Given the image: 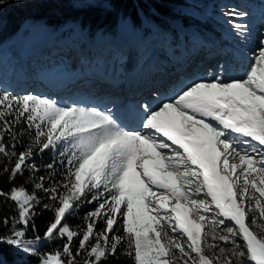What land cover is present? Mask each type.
<instances>
[{
  "label": "snow or ice",
  "instance_id": "6c2138e0",
  "mask_svg": "<svg viewBox=\"0 0 264 264\" xmlns=\"http://www.w3.org/2000/svg\"><path fill=\"white\" fill-rule=\"evenodd\" d=\"M104 2L115 6L122 0ZM4 6L0 0V28ZM223 15L243 43L248 26L232 21L246 14L230 10ZM139 17V12L125 13L123 21L135 30ZM227 72V63H220L210 76L206 72L183 83L155 107L139 105L135 129L119 125L110 110L0 89V154L12 160L10 168H3L9 179L37 170L33 146L17 153L14 145L9 150L3 143L4 134L16 139L13 128L21 120L35 129L33 144L40 151L67 137L74 141L63 191L35 185L56 202L44 205L53 219L43 237L25 239L37 196L22 186L0 190V198L16 206L14 216L0 220L7 228L0 232V264H5L4 245L17 254L39 256L38 264H77L76 257L85 252L83 264H102L118 254L132 264H264V35L242 74ZM236 159L239 163L230 162ZM94 189L87 202L95 206L86 214L84 229H72L63 221ZM258 220L260 232L253 231ZM56 236L66 238L62 249L39 254L35 245Z\"/></svg>",
  "mask_w": 264,
  "mask_h": 264
},
{
  "label": "trees",
  "instance_id": "16d2710c",
  "mask_svg": "<svg viewBox=\"0 0 264 264\" xmlns=\"http://www.w3.org/2000/svg\"><path fill=\"white\" fill-rule=\"evenodd\" d=\"M219 1L122 0L121 3L115 6H109L104 0H91V2L90 0H31V2L26 3H17L16 0H5V6L2 8L3 27L0 28V45L12 44L15 41L17 43L16 48L26 51L24 52L25 60L22 67L25 74L29 75V79L27 82L25 81L24 87H19L18 83L8 82L6 81L7 79L4 80L0 77V89L9 90L18 96L32 93L50 97L59 101L61 105L76 104L82 106L86 95L81 92L83 85L81 87L80 84L86 82L88 76H82L84 73L81 74V72L86 71L87 65H91L92 70L96 71L97 74L114 75L120 80L123 79L126 74L122 61L111 64L107 53L114 55L116 48L120 49L123 46L120 39L127 37V43L130 46L134 39H137L136 42L140 45L138 61L145 57L151 58L152 51L157 50L155 48L157 43L154 46L151 43L155 30L163 31L164 35L168 36L170 43L167 44L169 47L163 41L160 45L164 49L162 52L164 51L168 54L161 55L162 52H155L157 55L163 56L167 62V78L163 81L160 78L158 85L149 86L146 88L147 90H143L149 91L147 102L152 107H155L159 101L168 97L170 94L169 90L173 86L170 83L176 76L177 85H182L186 81L191 82L192 79L204 76L206 72L210 76L211 71L216 70L217 65L224 62L228 65V76L241 75L242 70L247 65V57L252 54L253 49L238 48L237 44L226 35L223 23L218 18L212 15L209 16L207 11L204 12V16L196 15L190 9L184 7L187 5L190 8H196V10L201 11L205 9L203 4L209 2V5L216 9L215 6ZM225 2H227V6L231 10L246 14L241 19L248 28H251V21L264 16V0H226ZM137 12L140 13V23L134 30L124 23L123 17L125 13L132 17ZM149 16L161 23L160 29L156 28L155 24L148 18ZM177 22L180 23V27L176 25ZM187 25H192L202 35V38L209 39L213 43L220 42L224 44L221 47H224L225 51H229L233 55L227 57L223 54L221 56L217 55L214 59L215 63L208 62L199 67L197 64L200 58L205 55L204 51H206L203 49V44L200 43L197 51L189 49L187 54V56L196 59V66H188L185 71L177 70L176 64L180 48L188 49L190 47V43L184 33ZM252 33V31L248 30L247 36H252ZM97 36L100 41L95 43L97 44L96 46L91 47L88 44H81L89 43L92 37L96 39ZM103 38L104 40L102 41H108L104 48L99 46V44L104 43L101 42ZM115 38L117 39L115 40ZM172 39L173 41L171 42ZM52 40H57V42L53 43ZM62 41L66 43L64 44ZM51 42L52 46L50 47L52 49L50 50L48 46ZM67 42H69L68 46H66ZM255 42L257 44V41ZM40 43L41 49L39 48L40 51H37L34 48ZM80 44L86 48L87 54L82 58L77 57L79 58L78 61L74 60L72 55L75 54ZM112 44L114 45L110 47ZM237 49H240V51H235ZM92 50L95 52H91ZM121 50L117 52L119 56L120 52H122ZM27 52L31 53L27 54ZM89 52L91 53L89 54ZM44 54L45 56H43ZM88 57L91 60L87 59ZM137 58L135 62H137ZM54 79L56 80L53 81ZM169 79L171 81L167 83ZM110 82L112 83L113 81L109 80L107 85L101 86L97 82V91L103 94L107 91L112 93L115 87H112ZM163 82L167 83L165 85L168 86L167 88L161 86ZM106 86L107 88H105ZM98 107L103 109L101 105ZM138 112L140 117L141 111L138 110ZM13 134H17L15 140L12 139V134H4L3 143L9 150H12L14 145V150L17 153L25 151L30 145L33 146L35 156L31 162L36 165L37 170L25 169L14 180L9 179V173L4 172L3 168L5 166L10 168L12 160L0 154V190L7 193L12 187L22 186L29 193H34L37 196L39 203L33 206L35 214L30 224L25 228V239H34L37 235L43 237L48 223L53 219V211L50 208L45 209L44 205H52L56 202L50 199L49 193H46L43 189L36 188L35 185L42 182L46 189H52L56 186L60 191H63L60 185L66 182V174L69 167L67 161L71 157V152L74 151L72 148L74 141L71 137H67V139L58 141L56 147L40 151V146L33 144L35 129H29L23 120L14 126ZM48 164H52L53 167L49 169L47 167ZM40 177L44 178L43 181L40 180ZM99 191L103 192V188ZM96 192L97 190L94 189L93 192L88 193L80 201L78 207L66 216L63 222L74 230L82 231L87 223L86 214L92 211L95 206V203H88L87 201L91 200ZM15 214L16 206L10 200L0 198V220L4 216L11 218ZM32 224L35 225V229L32 228ZM8 227H11V225H8ZM21 227L23 226L17 225V228ZM96 230L98 232L103 231V220L99 221ZM6 231L7 228L0 227V232ZM253 231H261L260 221L253 228ZM117 234L121 233L118 231ZM65 242L66 238L62 239L56 236L51 240L42 239L35 247L38 249L39 254L51 253L61 250ZM77 245L78 238H74L72 248L75 250ZM2 255L5 264H38L39 259V256L17 254L15 249L7 245L2 246ZM65 259L67 258L65 257ZM86 259H88L87 253H81V255L76 257V262L77 264H83ZM102 264H132V261L128 257L118 254L116 257H108L102 260Z\"/></svg>",
  "mask_w": 264,
  "mask_h": 264
},
{
  "label": "rangeland",
  "instance_id": "374dc122",
  "mask_svg": "<svg viewBox=\"0 0 264 264\" xmlns=\"http://www.w3.org/2000/svg\"><path fill=\"white\" fill-rule=\"evenodd\" d=\"M225 1L226 0H220L215 6L216 9H214L213 6L209 5V2H206L205 4H203L205 6V9L201 10V11L196 10V8H190L187 5L184 7H186L187 9H190L196 15H203L204 16L205 15L204 12L207 11V14L209 16L212 15L215 18H218V20L223 23V25L225 26L226 35L228 36L229 39H231L233 42H235L237 44L238 48L243 47V49L256 50L257 44H255L256 43L255 41L258 42L261 35L264 34V16L259 17L256 20L254 19L253 21L250 22L251 28H248V30L253 32L252 36H247L246 40H244V42L241 43L240 39H238L236 37L234 29H232L230 26L229 18L225 17L223 15L224 12L231 10L227 6V2H225ZM232 22L246 25L245 22L241 18H235ZM176 25L178 27L181 26L180 23H178V22L176 23ZM184 33L186 35V39L190 43V47L188 49L180 48V54L178 56L177 64H176L177 70L185 71L188 68V66H191V65L196 66V64H195L196 59L193 57L187 56V54H188L189 49H192V51H197L198 47L200 46L199 45L200 43L203 44V49L206 51H204L205 55L202 58L199 57L200 61L197 64L199 67H201L204 63H208V62L213 63L215 61L214 60L215 57L217 55L221 56L222 52L226 50V49H224V47H221V46H224V44H222L220 42L213 43L209 39L202 38V35L200 33H198V31H196V29H194V27H192V25H187L185 27ZM255 34H256V38H255ZM253 35H254V37H253ZM126 38L127 37H122V39H120V42L123 43V46L120 47V49L116 48V52L114 55L112 53H107V54H109L108 58H109V62L111 64H115L118 61H122L123 67L125 68V74H126L125 77L120 80L117 77H114V75L110 76V75L101 74V73L97 74L96 71L92 70L91 65H87V69L85 68L86 71L81 72V74L84 73V75H82V76H84V77L88 76V79L86 80V82L81 83L80 86L83 85L81 92H83L86 95V96L84 95L85 99H84V105H82L83 107H93V106L98 107L99 105H101L103 107V109H101L99 107L98 108L101 110H110L111 113L113 114V116L116 118L119 125L124 126L126 128H129V129H132V128L135 129L138 127V125L140 123L139 112H138V110H140V109L138 108V106L142 105L144 103L149 104V102H147L149 92L147 91V93L146 92L144 93L143 90L144 89L147 90L146 88L149 86H151V87L156 86V85H158V83H160V80L163 81L164 79L167 78V75H166L167 62L163 58V56H160L159 54L157 55L155 52H157V51L162 52V50H164L163 46L160 47L162 41L166 45L170 42L168 41V36L164 35L163 31L155 30L153 39L151 40V43L153 44V46L155 43H157V45L155 46V48L157 50L152 51L153 53L151 55V58L145 57V58H142V60L140 59L138 61L137 57H138L139 52H140V45L137 44V42H136L137 39H134L132 42V45L130 46V44L127 43L128 40ZM116 39L117 38H115V40ZM102 40H104V38L101 39V42H104V43L99 44V46L104 48L108 41H102ZM99 41H100V39L97 36L96 39H94V37H92L89 40V43H81V44L82 45L88 44V46L92 47V46H96L97 44H95V43H97ZM172 41H173V39L171 40V42ZM52 42L56 43L57 40H52ZM52 42L49 43V46L48 45L47 46L48 47L52 46ZM62 42L64 44L66 43L65 41H62ZM70 43H71V41H70ZM81 44L76 49L77 54L75 52V54L72 55V58L74 60L79 61V58L85 57V55L87 54L86 48H84ZM174 44H177V43H174ZM239 44H241V45H239ZM16 45H17V43L15 41L12 44H10V43H8L7 45L1 44L0 45V61L1 62H2V60L6 61L2 65V68H4V70L9 65L14 67V72H15V74H17V77H18L17 80L20 82V87H24L25 86L24 83H26L27 80L29 79L28 78L29 75L25 74L23 67H22V64L25 60L24 52H26V51L21 50L19 48H16ZM68 45H69V42H67L66 46H68ZM113 45L114 44L110 45V47H112ZM40 46H41V43L38 46H36L34 49H37V51H40V49H41ZM51 49H52V47H50V50ZM121 49H123V50H121ZM120 50L122 52H120V56H119L117 52H119ZM235 51H240V49H237ZM91 52H95V51L92 50ZM91 52H89V54ZM29 53H31V52H27V54H29ZM166 54H168V53H165L164 51L161 53V55H166ZM43 56H45V54ZM77 57H79V58H77ZM136 58H137V62H135ZM87 59L91 60L90 57H88ZM21 68H22V70H21ZM17 69H19V70H17ZM0 77L4 78V80H5V78H7L10 81V75H8V76L2 75L1 71H0ZM176 77L173 78L174 81L173 80L171 81L170 79L167 81V83L171 81L170 85L173 84L171 90H169L170 91L169 95L172 94L173 90L178 91L179 87L182 86V85H177L176 80H175ZM8 80H6V81H8ZM55 80L56 79H54L53 81H55ZM109 80L113 81L112 83L110 82V85L112 87H115L116 90L114 89V91L112 93L110 91L109 92L107 91L105 94H103L102 92H98L97 91V89H98V83L97 82H99V86H101V85H107L109 83ZM167 83L163 82L161 84V86H165ZM184 83H190V81H186ZM165 87L167 88L168 86H165ZM105 88H107V86ZM142 94H144V95L142 96ZM92 95H93V97H92ZM125 97H126V99H125ZM105 105H107V106L105 107ZM125 115H126V117H125ZM128 121H133L134 125L127 124ZM230 162L239 163V160L236 159V160H233ZM248 214H249V217L251 218L252 213L249 212ZM258 222H259V220H258Z\"/></svg>",
  "mask_w": 264,
  "mask_h": 264
},
{
  "label": "bare ground",
  "instance_id": "6f19581e",
  "mask_svg": "<svg viewBox=\"0 0 264 264\" xmlns=\"http://www.w3.org/2000/svg\"><path fill=\"white\" fill-rule=\"evenodd\" d=\"M5 77H6V76H5ZM137 82H138V81H137ZM135 87H136V86H135ZM135 87H134V88H135ZM125 99H126V97H125ZM123 102H124V101H123ZM125 117H126V115H125ZM132 120H133V119H132ZM132 129H133V128H132Z\"/></svg>",
  "mask_w": 264,
  "mask_h": 264
}]
</instances>
